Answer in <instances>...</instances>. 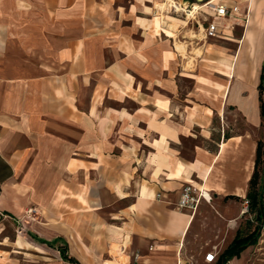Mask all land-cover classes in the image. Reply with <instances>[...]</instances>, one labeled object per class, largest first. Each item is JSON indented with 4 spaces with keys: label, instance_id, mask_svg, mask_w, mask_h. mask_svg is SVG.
<instances>
[{
    "label": "crops",
    "instance_id": "crops-1",
    "mask_svg": "<svg viewBox=\"0 0 264 264\" xmlns=\"http://www.w3.org/2000/svg\"><path fill=\"white\" fill-rule=\"evenodd\" d=\"M210 1L238 12L214 21ZM236 33L264 49V0H0V215L35 209L30 244L68 264L65 245L80 264H217L257 158L255 142L243 177L245 141L223 127L260 114L214 40ZM188 184L195 209L179 208ZM18 242L0 264H28Z\"/></svg>",
    "mask_w": 264,
    "mask_h": 264
},
{
    "label": "rangeland",
    "instance_id": "rangeland-1",
    "mask_svg": "<svg viewBox=\"0 0 264 264\" xmlns=\"http://www.w3.org/2000/svg\"><path fill=\"white\" fill-rule=\"evenodd\" d=\"M225 36L233 39L231 35L225 34ZM235 36V43H237V41L239 40H243V37H240V33H236ZM214 40H218L225 50H231V54L236 56V60H233L234 62L232 61V64L234 63V65L231 66L232 64H230L229 66L230 68L234 67V78L241 79V88L243 89L242 93L244 94V96L246 98L250 97L255 88L257 89V94L259 96L258 80L262 62L264 59V49L262 50L260 47H258L260 38L256 40L257 44L256 47L254 46V48L252 47L253 44L250 48L244 46L243 44V47L241 48V44L238 43L236 44V47H233V44L224 38ZM229 43H231V45ZM240 49V54H237ZM225 71L229 74L232 73L233 76V70L231 71L230 69H225ZM224 122L225 124H223V127H225L226 129V136L240 135L242 137V140L246 142L243 143V161L241 162L240 167L241 175L243 177L250 167L248 163L244 161V156L246 152L249 151V144L251 145L255 144V142H261V156L257 168V181L260 182L262 176L264 175V125L261 122L260 114L258 117H254L253 113H250V115H246L244 113H241V115H239L238 113L227 114L224 117ZM255 122L257 123L255 124ZM229 168L230 170H233V167ZM246 201L247 200H243V204L245 205V207L247 206V204H245ZM244 217L245 219L243 220L241 228L243 234H248L255 227V216L252 213L246 212ZM250 222H252V225L250 224ZM0 224L2 243L0 245H7L0 246V254L6 255V253L9 252V245L13 246V240L18 238L19 242L17 243V247L23 248L21 252L25 254L23 257L28 260V264H68L60 259V254L56 249L43 248V245L41 243H37L35 241V245L30 244V241L32 239L29 235L27 236V233L35 231L36 229H38L37 227H40L42 224L41 214L36 212L35 209H30L28 213L25 214L22 218H16L12 215L5 214L0 215ZM22 235L24 236V238ZM27 237L29 239V242H27L25 239ZM86 237H89V235L87 234ZM57 246H59V244ZM76 248L77 247L75 245H72V247L69 248V254L72 255V253H75ZM204 250L207 251V249ZM22 259L23 258H18V260ZM234 264H264V227L258 245L248 249L244 256Z\"/></svg>",
    "mask_w": 264,
    "mask_h": 264
},
{
    "label": "trees",
    "instance_id": "trees-1",
    "mask_svg": "<svg viewBox=\"0 0 264 264\" xmlns=\"http://www.w3.org/2000/svg\"><path fill=\"white\" fill-rule=\"evenodd\" d=\"M259 101H260V114L262 119V124L264 125V61L261 66V71L259 75ZM261 142H258L257 145V158L255 171L249 183V188L247 192V202H248V212L254 214L256 222V227L247 235H243L242 231L237 232L236 237L232 243L227 247V249L220 255L217 264H228L235 257H239L240 254L246 250L248 247L256 245L261 236L263 227H264V175L262 176L261 181H257V168L260 162L261 156ZM67 246H63L60 249V253L64 260L68 261L71 264H80L73 257H69L67 254Z\"/></svg>",
    "mask_w": 264,
    "mask_h": 264
},
{
    "label": "built area",
    "instance_id": "built-area-1",
    "mask_svg": "<svg viewBox=\"0 0 264 264\" xmlns=\"http://www.w3.org/2000/svg\"><path fill=\"white\" fill-rule=\"evenodd\" d=\"M207 8L211 11V17L215 21L216 19H222V18H227L232 15V13H237L238 8L234 7L232 10H229L226 6L224 5H216V4H211V2L206 3ZM212 21L206 32L208 37H216L217 32H218V25H216ZM202 194L201 191L198 195H196V190L195 187L191 184H188L186 187L183 188L180 201H179V208L181 209H195L196 206L199 204L200 199H201ZM216 256L213 253H208L205 256V261L207 263H213L215 261Z\"/></svg>",
    "mask_w": 264,
    "mask_h": 264
},
{
    "label": "bare ground",
    "instance_id": "bare-ground-1",
    "mask_svg": "<svg viewBox=\"0 0 264 264\" xmlns=\"http://www.w3.org/2000/svg\"><path fill=\"white\" fill-rule=\"evenodd\" d=\"M210 2H212V1H210ZM206 5V4H205ZM199 6L198 5H195L194 6V8H193V10H192V13L194 14V13H196L198 10H199Z\"/></svg>",
    "mask_w": 264,
    "mask_h": 264
}]
</instances>
